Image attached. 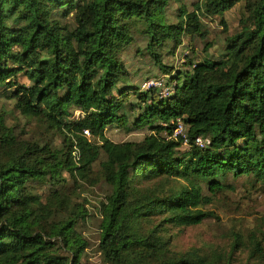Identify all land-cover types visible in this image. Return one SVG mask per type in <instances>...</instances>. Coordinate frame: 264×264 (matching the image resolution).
<instances>
[{
    "label": "trees",
    "instance_id": "16d2710c",
    "mask_svg": "<svg viewBox=\"0 0 264 264\" xmlns=\"http://www.w3.org/2000/svg\"><path fill=\"white\" fill-rule=\"evenodd\" d=\"M171 2L0 0V87L42 127L18 130L0 110V264H82L87 242L75 225L86 214L69 205L64 189L68 177L92 183L101 156L100 175L111 186L101 203L102 264H238L237 249L247 253L240 264H264V214L246 237L234 234L222 255L172 250L165 235L167 227L213 218L206 206L229 180L264 181V0H196L190 9ZM240 2L241 29L226 34L221 57L189 60V71L173 74L163 50L174 53L184 36L209 50L203 18ZM138 37L174 82L170 96L120 84L128 76L121 54ZM133 110L131 127L148 132L111 141L106 128L127 126ZM177 119L185 151L172 136ZM198 136L204 148L195 145Z\"/></svg>",
    "mask_w": 264,
    "mask_h": 264
},
{
    "label": "rangeland",
    "instance_id": "374dc122",
    "mask_svg": "<svg viewBox=\"0 0 264 264\" xmlns=\"http://www.w3.org/2000/svg\"><path fill=\"white\" fill-rule=\"evenodd\" d=\"M190 9L191 3L196 0H182ZM172 9L177 6L176 2H171ZM242 2L234 8L224 12L222 15L204 17L206 28L209 30L208 41L213 42L209 50L203 51L204 43L198 37L184 36L182 44L179 45L174 53L163 50L162 61L165 65L172 68L173 74L189 71L191 64L198 62L205 57L212 56L215 59L221 57L225 45L226 34L232 35L241 29L239 23ZM224 19L227 27L223 28L221 20ZM146 43L138 37L121 54V59L128 71L120 83L128 86H139L153 77H163L170 85L174 82L169 81V74H164L151 60L150 56L144 53ZM20 84H29V80L20 76ZM129 102L136 103V97L129 95ZM0 110L7 114L9 124L16 123L26 130L41 129L33 119L23 117L15 109L13 101L4 95V89L0 87ZM138 110L130 111L128 115L129 123L127 126L115 124L108 126L105 130L106 136L113 142L137 141L144 137L148 132L147 127L133 129L131 123L136 117ZM79 113L77 112L76 115ZM43 130V129H42ZM44 131V130H43ZM54 143L61 145L62 139L58 136L53 137ZM186 146L180 150L185 151ZM101 158L93 165L92 183L81 180L75 182L71 177L67 178L64 192L69 198L71 207L79 206L86 214L84 218L77 220L75 229L87 242V247L81 256L82 264H102L97 246L99 239V223L101 219V203L111 192V186L104 181L100 175ZM231 187L219 191L215 194L213 202L206 206L207 209L215 213L213 218L205 219L197 225L191 226H171L167 227L165 235L169 238L170 248L175 251H185L195 248L201 253L226 254L230 250V245L234 234L246 237L256 229L258 218L264 214V181H254L248 176L229 180ZM37 190L43 195L48 193V185L40 184ZM247 253L245 250L237 249L234 252L236 263H244ZM255 264V263H250Z\"/></svg>",
    "mask_w": 264,
    "mask_h": 264
},
{
    "label": "built area",
    "instance_id": "2783aa9c",
    "mask_svg": "<svg viewBox=\"0 0 264 264\" xmlns=\"http://www.w3.org/2000/svg\"><path fill=\"white\" fill-rule=\"evenodd\" d=\"M141 87H142L141 90L156 89L161 98L170 96L174 90L173 85L168 84L163 77L148 78L142 83ZM84 132L85 134L88 135L87 130H85ZM172 136L177 138L180 137L183 140L182 142L183 146L188 145L186 128L181 119H177L175 126L173 127ZM194 143L199 148H204L206 144L205 140L199 136L195 138Z\"/></svg>",
    "mask_w": 264,
    "mask_h": 264
}]
</instances>
